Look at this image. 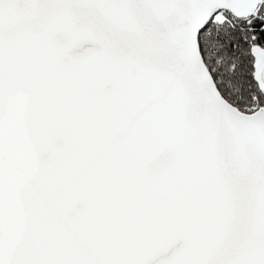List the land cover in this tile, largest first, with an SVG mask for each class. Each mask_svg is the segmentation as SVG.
Masks as SVG:
<instances>
[{
    "label": "snow or ice",
    "instance_id": "1",
    "mask_svg": "<svg viewBox=\"0 0 264 264\" xmlns=\"http://www.w3.org/2000/svg\"><path fill=\"white\" fill-rule=\"evenodd\" d=\"M0 264H264V0H0Z\"/></svg>",
    "mask_w": 264,
    "mask_h": 264
}]
</instances>
